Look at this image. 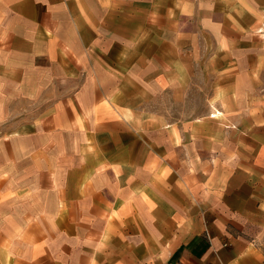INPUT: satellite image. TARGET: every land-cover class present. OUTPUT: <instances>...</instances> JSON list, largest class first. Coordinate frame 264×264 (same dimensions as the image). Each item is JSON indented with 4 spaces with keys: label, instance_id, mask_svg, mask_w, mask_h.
Masks as SVG:
<instances>
[{
    "label": "crops",
    "instance_id": "obj_1",
    "mask_svg": "<svg viewBox=\"0 0 264 264\" xmlns=\"http://www.w3.org/2000/svg\"><path fill=\"white\" fill-rule=\"evenodd\" d=\"M0 264H264V0H0Z\"/></svg>",
    "mask_w": 264,
    "mask_h": 264
},
{
    "label": "rangeland",
    "instance_id": "obj_2",
    "mask_svg": "<svg viewBox=\"0 0 264 264\" xmlns=\"http://www.w3.org/2000/svg\"><path fill=\"white\" fill-rule=\"evenodd\" d=\"M200 62V58H193L194 65ZM190 89L184 93H177L176 103H171V96L160 99L159 104H149L145 107L158 109L160 113L169 114L176 119V123L198 119L211 113L214 105L212 104L213 85L215 76L210 73H193ZM214 113V112H213ZM216 114V113H215Z\"/></svg>",
    "mask_w": 264,
    "mask_h": 264
}]
</instances>
